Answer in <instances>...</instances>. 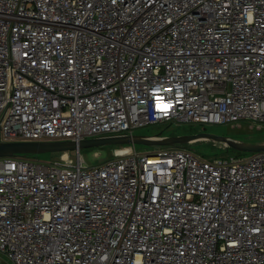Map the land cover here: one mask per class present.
<instances>
[{
    "label": "built area",
    "instance_id": "2783aa9c",
    "mask_svg": "<svg viewBox=\"0 0 264 264\" xmlns=\"http://www.w3.org/2000/svg\"><path fill=\"white\" fill-rule=\"evenodd\" d=\"M241 120L264 123V0H0L1 142ZM116 155L0 157V253L14 264H264V151Z\"/></svg>",
    "mask_w": 264,
    "mask_h": 264
},
{
    "label": "rangeland",
    "instance_id": "374dc122",
    "mask_svg": "<svg viewBox=\"0 0 264 264\" xmlns=\"http://www.w3.org/2000/svg\"><path fill=\"white\" fill-rule=\"evenodd\" d=\"M135 133L139 135H150L156 138L180 137L199 133H210L220 136H227L228 138L239 142L264 144V123L258 124L253 120H241L237 123L212 125L200 123L175 124L159 122L141 127L135 130ZM123 146L124 145L97 146L82 149L80 153L75 151H60L25 156H31V158L36 161H42L46 163H54L55 161L62 160H72L75 162L79 157H83L85 163L96 165L117 156L116 153L119 154L118 150L123 148ZM178 147L187 148L205 158L210 159L230 158L233 156L239 158L250 154L235 150L225 142L207 139H199L175 146H149L145 144H136L133 145V150L137 152H153L163 148L172 149ZM2 260L6 261L8 264H14L5 255L0 253V264H4Z\"/></svg>",
    "mask_w": 264,
    "mask_h": 264
},
{
    "label": "water",
    "instance_id": "95a60500",
    "mask_svg": "<svg viewBox=\"0 0 264 264\" xmlns=\"http://www.w3.org/2000/svg\"><path fill=\"white\" fill-rule=\"evenodd\" d=\"M199 139L217 140L225 142L230 147L240 152L255 153L264 151V144L239 142L210 133H199L180 137L156 138L150 135H119L109 137L89 138L80 141H15L0 142V157H15L19 155H35L39 153L75 151L80 153L82 149L108 145H136L149 146H175ZM3 261V260H2ZM4 264H8L3 261Z\"/></svg>",
    "mask_w": 264,
    "mask_h": 264
},
{
    "label": "bare ground",
    "instance_id": "6f19581e",
    "mask_svg": "<svg viewBox=\"0 0 264 264\" xmlns=\"http://www.w3.org/2000/svg\"><path fill=\"white\" fill-rule=\"evenodd\" d=\"M125 147H129V148H120L119 150H118V153H121V154H127V153H131V152H134V150H133V145H127V146H125ZM125 151H128V152H125ZM117 154V153H116Z\"/></svg>",
    "mask_w": 264,
    "mask_h": 264
},
{
    "label": "snow or ice",
    "instance_id": "6c2138e0",
    "mask_svg": "<svg viewBox=\"0 0 264 264\" xmlns=\"http://www.w3.org/2000/svg\"><path fill=\"white\" fill-rule=\"evenodd\" d=\"M168 105L164 104L161 99H158L157 107H167Z\"/></svg>",
    "mask_w": 264,
    "mask_h": 264
},
{
    "label": "crops",
    "instance_id": "0c3cea01",
    "mask_svg": "<svg viewBox=\"0 0 264 264\" xmlns=\"http://www.w3.org/2000/svg\"><path fill=\"white\" fill-rule=\"evenodd\" d=\"M124 148H129V147H124ZM125 152H128V151H125Z\"/></svg>",
    "mask_w": 264,
    "mask_h": 264
},
{
    "label": "trees",
    "instance_id": "16d2710c",
    "mask_svg": "<svg viewBox=\"0 0 264 264\" xmlns=\"http://www.w3.org/2000/svg\"><path fill=\"white\" fill-rule=\"evenodd\" d=\"M124 146H127V145H124ZM124 146H123V147H124Z\"/></svg>",
    "mask_w": 264,
    "mask_h": 264
}]
</instances>
